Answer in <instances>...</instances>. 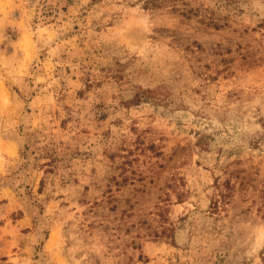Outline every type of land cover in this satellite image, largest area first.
<instances>
[{
  "label": "rangeland",
  "instance_id": "374dc122",
  "mask_svg": "<svg viewBox=\"0 0 264 264\" xmlns=\"http://www.w3.org/2000/svg\"><path fill=\"white\" fill-rule=\"evenodd\" d=\"M0 0V264H264V0Z\"/></svg>",
  "mask_w": 264,
  "mask_h": 264
},
{
  "label": "trees",
  "instance_id": "16d2710c",
  "mask_svg": "<svg viewBox=\"0 0 264 264\" xmlns=\"http://www.w3.org/2000/svg\"><path fill=\"white\" fill-rule=\"evenodd\" d=\"M160 2H163V0H160ZM149 3L153 4V5H159L161 3H158L157 0H150Z\"/></svg>",
  "mask_w": 264,
  "mask_h": 264
}]
</instances>
